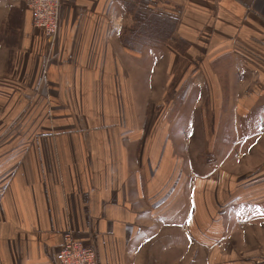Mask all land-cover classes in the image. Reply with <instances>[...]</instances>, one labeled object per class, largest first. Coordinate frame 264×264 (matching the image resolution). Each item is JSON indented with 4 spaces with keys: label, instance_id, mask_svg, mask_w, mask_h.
I'll list each match as a JSON object with an SVG mask.
<instances>
[{
    "label": "crops",
    "instance_id": "1",
    "mask_svg": "<svg viewBox=\"0 0 264 264\" xmlns=\"http://www.w3.org/2000/svg\"><path fill=\"white\" fill-rule=\"evenodd\" d=\"M127 4L62 0L46 38L24 0H0V264H57L67 235L99 264H264V162H241L264 150V0L136 1L177 21L183 51L124 45ZM224 61L227 113L211 106L212 131L190 99L184 126L201 147L185 149L171 133L179 114L148 118L136 98L178 69L215 75L222 91ZM213 140L242 155L214 179Z\"/></svg>",
    "mask_w": 264,
    "mask_h": 264
},
{
    "label": "rangeland",
    "instance_id": "2",
    "mask_svg": "<svg viewBox=\"0 0 264 264\" xmlns=\"http://www.w3.org/2000/svg\"><path fill=\"white\" fill-rule=\"evenodd\" d=\"M140 2L141 0H131V4H127V11H126V19L124 21L123 27L120 31V35H122V38H126L130 40V38L133 35V24L137 20V16L142 17L144 20L147 18L144 15V12L146 10L144 8H140L139 6L136 7L135 2ZM62 3V0H61ZM143 6V5H142ZM164 24V23H163ZM163 26V25H162ZM165 26V24H164ZM39 31V30H38ZM12 34L14 32H11ZM178 49L183 48V45L176 44L175 45ZM145 47V46H144ZM164 47V46H161ZM227 61L220 62V67L217 72L218 77V83L221 84L222 91L216 92L215 90V83H216V76L215 75H204L203 71H189L186 75L184 74L185 71H180L179 69L175 71V74L170 79V85L166 87L165 85H160L159 91H154L153 93L148 92H140L138 94V97L136 100H141V105H145V103H148V108H144V114L150 118L152 114L154 115H160V116H166L168 119H172L173 117L177 116L179 114L180 118L177 120L175 124H173L171 133L172 134H179L182 136L183 142L182 145L185 149L194 148L195 151H200L201 146L194 145L195 139H194V132L191 126H184V117L188 118L189 116H193L196 114L198 109L196 108H188L187 106L183 107L185 104L189 105L190 99L191 101L194 100L195 102L203 103L205 108L204 111L206 113L207 119H208V127L210 130L214 131L215 125L212 124V120L215 118L216 110L214 108H211L213 104L219 105V101L222 100V110L220 114H226L227 113V105H228V99H230L231 93L226 90V85L228 83V77L226 75L225 71V64ZM10 68V67H9ZM213 68V66H212ZM200 72V73H199ZM214 72V71H213ZM161 80H165L164 77H160ZM169 79V78H168ZM42 79L40 78V81ZM201 83V84H199ZM144 89L147 84L143 83ZM162 86V87H161ZM200 89V91L198 89ZM146 95H153V100L146 99ZM155 98V99H154ZM155 104V106H151V103ZM220 106V105H219ZM180 112V113H178ZM229 112V111H228ZM211 121V122H210ZM190 127V128H189ZM219 127H222L219 125ZM226 127H223L222 130H225ZM264 131V130H263ZM217 141L213 140L209 147L206 149L208 150V154L203 153V158L207 164L208 171L206 173V176L209 178L214 179L215 178V172H216V165H220L223 163V166L226 170H231V167L234 165L236 159L242 158L241 153L239 150H234L233 152L227 151L221 149L217 150L218 144ZM226 143V146L230 149L231 146L234 144V141L231 140H225L223 141ZM261 145H264L263 141L258 142ZM215 144L216 151L213 148ZM194 145V147H193ZM237 148V146H236ZM240 148V146H238ZM212 149V150H211ZM206 150V151H207ZM217 152V155H216ZM227 154V155H226ZM253 157H244L242 159V163H250L249 159H252V162L256 163H263L264 162V150L261 149H254L253 153H251ZM202 158V157H201ZM235 158V159H234ZM245 164L244 168H245ZM217 167V166H216ZM259 172H246L244 173L245 176H251L254 174H257ZM244 176V177H245ZM191 184H193L194 179L192 178L190 180Z\"/></svg>",
    "mask_w": 264,
    "mask_h": 264
},
{
    "label": "built area",
    "instance_id": "3",
    "mask_svg": "<svg viewBox=\"0 0 264 264\" xmlns=\"http://www.w3.org/2000/svg\"><path fill=\"white\" fill-rule=\"evenodd\" d=\"M24 1L33 27L46 38H54L59 29L61 0ZM42 75H45V69L42 70ZM55 258L57 264H99L94 249L76 241L71 235H67Z\"/></svg>",
    "mask_w": 264,
    "mask_h": 264
},
{
    "label": "trees",
    "instance_id": "4",
    "mask_svg": "<svg viewBox=\"0 0 264 264\" xmlns=\"http://www.w3.org/2000/svg\"><path fill=\"white\" fill-rule=\"evenodd\" d=\"M144 15L147 17L145 20L137 16V20L132 26L134 32L130 40L122 38V35H120L121 42L124 45L139 49L146 45L164 46L167 41L168 43L174 42V45L181 43L183 45L182 51L186 49V44L173 35L177 24L176 20L150 11L144 12Z\"/></svg>",
    "mask_w": 264,
    "mask_h": 264
}]
</instances>
